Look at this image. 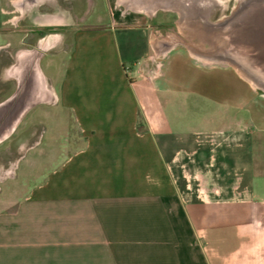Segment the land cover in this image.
I'll list each match as a JSON object with an SVG mask.
<instances>
[{
  "label": "crops",
  "instance_id": "0c3cea01",
  "mask_svg": "<svg viewBox=\"0 0 264 264\" xmlns=\"http://www.w3.org/2000/svg\"><path fill=\"white\" fill-rule=\"evenodd\" d=\"M171 2L0 0L24 116L72 134L0 211V264H264V97L155 38Z\"/></svg>",
  "mask_w": 264,
  "mask_h": 264
},
{
  "label": "rangeland",
  "instance_id": "374dc122",
  "mask_svg": "<svg viewBox=\"0 0 264 264\" xmlns=\"http://www.w3.org/2000/svg\"><path fill=\"white\" fill-rule=\"evenodd\" d=\"M218 1L219 5L215 7L209 16V22L211 23L230 18L233 9L237 6L236 0ZM155 17L156 20L162 19L165 22L164 26L154 28L155 38L160 39L172 34L179 39H184L178 29L179 16L176 12L158 9ZM241 20L245 19L241 18ZM242 21L240 22L241 26L243 25ZM243 30L242 35L239 36L240 42H232L231 46H236L234 50L239 54L241 62L250 69L251 73L258 77V82L261 80L264 83V40H252L248 38L247 34L245 35L246 30ZM177 46L186 48V45L182 42L178 43ZM153 60L150 59V63H153ZM154 61L162 63L166 61V58L160 57ZM9 64L10 59L7 53L1 50L0 105L12 97L17 90V88H14V76L8 72ZM255 88L257 93L264 97V87L257 86ZM165 96L166 99H181L179 95L173 93ZM189 98L195 100V96H189ZM32 113L26 116L23 115L16 126L0 139V211L12 209L13 201L18 194H21L20 191L23 188L20 182L21 179L37 177L41 172L52 169L58 160L57 158L61 156L56 152L61 151V147L66 144V140L72 141L71 133H73V129H71V135L65 139L61 137L60 132L55 131V123L45 120L43 112L37 109ZM196 121L198 123L199 118ZM69 126H72L71 123H69Z\"/></svg>",
  "mask_w": 264,
  "mask_h": 264
},
{
  "label": "bare ground",
  "instance_id": "6f19581e",
  "mask_svg": "<svg viewBox=\"0 0 264 264\" xmlns=\"http://www.w3.org/2000/svg\"><path fill=\"white\" fill-rule=\"evenodd\" d=\"M172 1L169 4L172 7L171 11L178 14V29L185 39L177 37V44L182 42L195 57L232 66L253 87H264V83L261 80L258 82V77L241 62L239 54L234 50L236 46H231L232 42H240L242 29L246 30L244 33L248 38L256 41L264 40V0H236L237 6L233 9L231 17L220 19L216 23L209 22V16L219 5L218 0ZM241 18L245 20L242 21ZM26 69L23 62L17 68L22 81L25 80ZM24 90L26 93L29 92L28 87ZM20 115L11 123L1 124L0 139L5 137L18 122Z\"/></svg>",
  "mask_w": 264,
  "mask_h": 264
},
{
  "label": "water",
  "instance_id": "95a60500",
  "mask_svg": "<svg viewBox=\"0 0 264 264\" xmlns=\"http://www.w3.org/2000/svg\"><path fill=\"white\" fill-rule=\"evenodd\" d=\"M25 82L19 83L18 88L14 93V95L10 97L4 104L0 105V126L4 122L11 123L12 121H15V119L22 112V115H20V117L18 118L19 121V119L30 108L28 100H26L25 97L26 96V92L24 90L26 86ZM16 124L13 126L15 127ZM13 126L12 129L14 128Z\"/></svg>",
  "mask_w": 264,
  "mask_h": 264
},
{
  "label": "flooded vegetation",
  "instance_id": "af4514ba",
  "mask_svg": "<svg viewBox=\"0 0 264 264\" xmlns=\"http://www.w3.org/2000/svg\"><path fill=\"white\" fill-rule=\"evenodd\" d=\"M55 29H52V28H46L44 29L43 31H41L42 33L41 34H44V33H49V32H54ZM58 30V29H57ZM44 36V35H43ZM11 63H13V60L10 62V65ZM9 65V66H10Z\"/></svg>",
  "mask_w": 264,
  "mask_h": 264
}]
</instances>
